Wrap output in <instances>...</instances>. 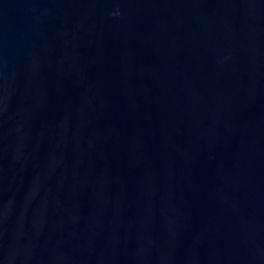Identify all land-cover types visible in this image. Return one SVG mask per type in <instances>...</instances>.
I'll use <instances>...</instances> for the list:
<instances>
[{
	"label": "water",
	"instance_id": "1",
	"mask_svg": "<svg viewBox=\"0 0 264 264\" xmlns=\"http://www.w3.org/2000/svg\"><path fill=\"white\" fill-rule=\"evenodd\" d=\"M0 264H264V0H0Z\"/></svg>",
	"mask_w": 264,
	"mask_h": 264
}]
</instances>
